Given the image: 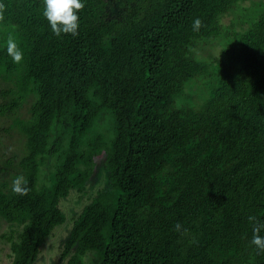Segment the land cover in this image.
<instances>
[{"label":"trees","instance_id":"16d2710c","mask_svg":"<svg viewBox=\"0 0 264 264\" xmlns=\"http://www.w3.org/2000/svg\"><path fill=\"white\" fill-rule=\"evenodd\" d=\"M114 1L109 17L105 0H81L73 37L53 34L43 0H0V79L17 93L0 115L32 97L11 121L30 191L0 182L9 264H34L73 194L86 203L58 245L63 264H264L248 219L264 222V14L229 33L218 19L239 0ZM218 36L220 60L193 55ZM206 76L198 102L185 86ZM97 160L104 182L88 194Z\"/></svg>","mask_w":264,"mask_h":264},{"label":"rangeland","instance_id":"374dc122","mask_svg":"<svg viewBox=\"0 0 264 264\" xmlns=\"http://www.w3.org/2000/svg\"><path fill=\"white\" fill-rule=\"evenodd\" d=\"M106 9L109 17H114L118 12L116 1L105 0ZM264 14V0H250V1H237L232 7L223 15L219 16L218 22L223 31L229 33H238L245 30L248 25L258 18L259 15ZM225 40L222 36H218L210 41H198L193 48V55L200 60L214 63L216 60L221 59ZM209 77L198 78L185 86V92L189 93L193 99L201 102L204 99L207 89L203 88L204 83L209 80ZM14 83L12 78L6 80L0 79V104H7L13 97H16ZM32 97L30 94H22L19 99L16 110L13 113H6L0 115V182H6L8 186H12L13 179L20 174L19 169L16 168V162L23 156V138L18 131L12 127V119L20 118L25 119ZM177 106L186 105L187 101H182L180 98L176 100ZM10 160V166L6 167L5 162ZM97 167L91 182L87 186V191L93 193L96 187H99L104 182V171L98 167V160L96 161ZM15 167V168H14ZM39 178L44 174L45 166L40 168ZM103 180V181H102ZM85 197L81 200L75 194L71 195L68 200L62 202L59 206L66 214L64 225L55 228L54 237L45 240L39 248V254L34 264H63L58 260V245L60 241L66 237L70 225V217L74 215L83 204L86 203ZM77 206V208L75 207ZM4 220L0 218V264H9L10 259L8 254L9 244L4 238L8 233Z\"/></svg>","mask_w":264,"mask_h":264},{"label":"clouds","instance_id":"9594fccd","mask_svg":"<svg viewBox=\"0 0 264 264\" xmlns=\"http://www.w3.org/2000/svg\"><path fill=\"white\" fill-rule=\"evenodd\" d=\"M43 16L48 21L54 35L71 34L73 37L78 35L79 17L77 13L85 5L81 0H43ZM6 6L0 3V21L4 19ZM202 26V21L197 18L193 22V30L198 31ZM6 52L11 57L12 62L19 64L23 59V52L18 47L16 41L9 38L6 41ZM28 181L22 175L16 176L12 181L11 191L15 195L25 196L30 189L27 187ZM249 221L253 223L251 244L259 251L264 252V222H259L255 217L250 216Z\"/></svg>","mask_w":264,"mask_h":264}]
</instances>
